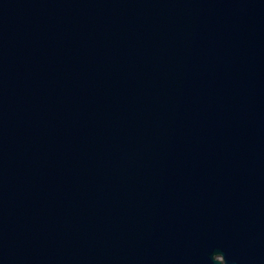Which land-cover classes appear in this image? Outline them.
<instances>
[{
  "label": "water",
  "instance_id": "obj_1",
  "mask_svg": "<svg viewBox=\"0 0 264 264\" xmlns=\"http://www.w3.org/2000/svg\"><path fill=\"white\" fill-rule=\"evenodd\" d=\"M0 264H264V0H0Z\"/></svg>",
  "mask_w": 264,
  "mask_h": 264
}]
</instances>
